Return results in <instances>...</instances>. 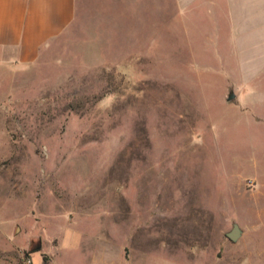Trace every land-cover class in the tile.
Masks as SVG:
<instances>
[{
	"label": "rangeland",
	"instance_id": "374dc122",
	"mask_svg": "<svg viewBox=\"0 0 264 264\" xmlns=\"http://www.w3.org/2000/svg\"><path fill=\"white\" fill-rule=\"evenodd\" d=\"M75 3L0 48V264H264V0Z\"/></svg>",
	"mask_w": 264,
	"mask_h": 264
},
{
	"label": "crops",
	"instance_id": "0c3cea01",
	"mask_svg": "<svg viewBox=\"0 0 264 264\" xmlns=\"http://www.w3.org/2000/svg\"><path fill=\"white\" fill-rule=\"evenodd\" d=\"M75 7V0H0V48L15 61L34 62L71 26Z\"/></svg>",
	"mask_w": 264,
	"mask_h": 264
},
{
	"label": "water",
	"instance_id": "95a60500",
	"mask_svg": "<svg viewBox=\"0 0 264 264\" xmlns=\"http://www.w3.org/2000/svg\"><path fill=\"white\" fill-rule=\"evenodd\" d=\"M235 98L234 94H231L229 97V101H232ZM243 230L239 226V224H234L232 229L227 233V238L232 242H238L243 236Z\"/></svg>",
	"mask_w": 264,
	"mask_h": 264
},
{
	"label": "built area",
	"instance_id": "2783aa9c",
	"mask_svg": "<svg viewBox=\"0 0 264 264\" xmlns=\"http://www.w3.org/2000/svg\"><path fill=\"white\" fill-rule=\"evenodd\" d=\"M27 264H33L32 260L29 259V260L27 261Z\"/></svg>",
	"mask_w": 264,
	"mask_h": 264
}]
</instances>
